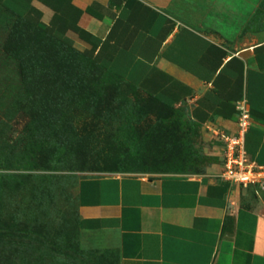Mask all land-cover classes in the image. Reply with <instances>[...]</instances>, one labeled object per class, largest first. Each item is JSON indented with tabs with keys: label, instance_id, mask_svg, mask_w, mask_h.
Listing matches in <instances>:
<instances>
[{
	"label": "crops",
	"instance_id": "0c3cea01",
	"mask_svg": "<svg viewBox=\"0 0 264 264\" xmlns=\"http://www.w3.org/2000/svg\"><path fill=\"white\" fill-rule=\"evenodd\" d=\"M5 3L110 74L184 106L222 140L237 131V104L245 100V150L264 175V0ZM257 184L210 172L85 176L78 220L116 236L120 264H264Z\"/></svg>",
	"mask_w": 264,
	"mask_h": 264
},
{
	"label": "rangeland",
	"instance_id": "374dc122",
	"mask_svg": "<svg viewBox=\"0 0 264 264\" xmlns=\"http://www.w3.org/2000/svg\"><path fill=\"white\" fill-rule=\"evenodd\" d=\"M224 152L184 106L110 74L0 0V264H120L115 235L79 224L80 179L221 175Z\"/></svg>",
	"mask_w": 264,
	"mask_h": 264
},
{
	"label": "built area",
	"instance_id": "2783aa9c",
	"mask_svg": "<svg viewBox=\"0 0 264 264\" xmlns=\"http://www.w3.org/2000/svg\"><path fill=\"white\" fill-rule=\"evenodd\" d=\"M238 128L233 134H222L225 142V164L222 176L224 179L248 186L261 183V170L250 160L245 150V135L251 124L250 110L245 100L237 104Z\"/></svg>",
	"mask_w": 264,
	"mask_h": 264
},
{
	"label": "trees",
	"instance_id": "16d2710c",
	"mask_svg": "<svg viewBox=\"0 0 264 264\" xmlns=\"http://www.w3.org/2000/svg\"><path fill=\"white\" fill-rule=\"evenodd\" d=\"M2 4H3V6L5 7V8H7L6 6V3H5V0H2ZM18 17H20V16H18ZM21 18V17H20ZM23 19V18H22ZM25 20V19H24ZM27 21V20H26ZM28 22V21H27ZM29 24H31L30 22H28ZM32 26H34V27H36L37 29H39L40 31H42L44 34H46L47 36H49V37H51L52 39H54V40H56L55 38H53L51 35H49V34H47L48 32L44 29V28H42V27H40V26H36V25H33V24H31ZM58 41V40H57ZM73 49V48H72ZM74 50V49H73ZM75 51V50H74ZM75 52H77V51H75ZM78 53V52H77ZM79 55H81L80 53H78ZM81 56H83V55H81ZM83 57H85V56H83ZM85 58H87V57H85ZM88 59V58H87ZM90 60V59H89ZM92 61V60H91ZM94 62V61H93ZM94 63H96V62H94ZM97 64V63H96ZM98 65V64H97ZM99 66V65H98Z\"/></svg>",
	"mask_w": 264,
	"mask_h": 264
}]
</instances>
